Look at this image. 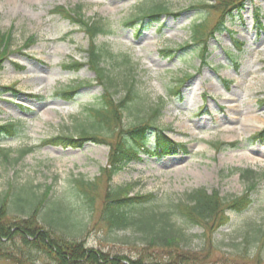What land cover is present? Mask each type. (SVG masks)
Segmentation results:
<instances>
[{
  "label": "rangeland",
  "instance_id": "374dc122",
  "mask_svg": "<svg viewBox=\"0 0 264 264\" xmlns=\"http://www.w3.org/2000/svg\"><path fill=\"white\" fill-rule=\"evenodd\" d=\"M206 1L0 0V31L12 32L15 50L0 70V125L9 119L24 120L15 132L0 126V148L7 150L0 152V197L11 184L14 200L20 192L42 195L52 185L45 210L63 199L67 204L61 205L75 215L74 224L62 227L60 223V228L52 229L41 218V226L55 236L72 233L88 247L110 254L131 259L143 255L146 262L168 261L181 254L195 264H264V154L260 152L264 141L253 138L264 125L251 131L252 118L245 122L243 117L258 113L264 121V0H240L243 7L228 18L227 30L215 33L222 11L196 7L213 4ZM160 3L169 12L139 27L136 18L141 10ZM59 7L80 11L85 19L103 20L112 28L95 40L113 55L102 63L113 79L110 87L89 65L79 71L66 68L71 59L88 60L89 37L84 28L57 11ZM199 23L203 40L195 39ZM33 36L34 44L20 50ZM132 81L137 97L122 114L124 125L143 122L168 129L170 137L185 143L188 151L163 158L142 155L116 174L112 184L128 186L131 195L154 193L155 204L137 209L156 211L157 221L151 222L156 232L166 224V217L171 219L168 228H182L187 239L182 248L150 245L146 227L109 229L102 218L108 177L101 175L108 164L109 144L83 140V147L74 148L48 142L59 135L76 137L83 128L95 132L93 109L100 106L107 86L117 102ZM11 86H16V92ZM71 87L78 90L72 100L56 94ZM37 94L44 99L36 98ZM231 103L239 108H231ZM155 108L161 112L150 121ZM27 148L33 151L22 156ZM235 169L259 175L247 210H228L229 223L213 232L181 220L174 205L197 189L218 190L226 199L243 195L249 183ZM77 178L95 185L84 189L75 182ZM10 206L12 221L27 217L13 202ZM4 251L24 264H55L20 237L6 244ZM0 264L15 263L3 257Z\"/></svg>",
  "mask_w": 264,
  "mask_h": 264
},
{
  "label": "trees",
  "instance_id": "16d2710c",
  "mask_svg": "<svg viewBox=\"0 0 264 264\" xmlns=\"http://www.w3.org/2000/svg\"><path fill=\"white\" fill-rule=\"evenodd\" d=\"M210 1L213 4H198L196 7L201 10L218 7L222 11L221 19L218 21L215 31H213L214 33L226 29L227 20L229 17H233L234 10L243 7V3L240 0ZM58 9L57 11L64 13V15L66 14L65 16L72 22H76L84 28L90 40L89 49L86 51L87 62L81 63L73 60L67 66V69L79 70L83 65L88 64L96 71L97 77L102 80V83L110 87L113 79L108 74L106 67L102 66V63L105 57L113 55L109 49L98 46L95 40L99 35L110 34L111 29H107L109 26L105 25L103 20L93 21L85 19L80 11L64 7H59ZM141 11L140 16L142 20H145L147 18L157 19L163 13L169 12V9L165 4L160 3L146 9L143 8ZM201 24L199 23L195 27L196 40H203L202 35L199 34V28L202 27ZM34 42L35 37L33 36L26 41L24 47L26 48ZM13 52L12 32L4 33L0 31V70L3 69L4 62ZM108 86L101 99L100 106L93 109L95 121L92 127L95 132L91 133L87 128H83L76 137L59 135L48 140V142L74 148L83 147V140H93L98 144H109L108 165L101 169V175L108 177L102 218L107 222L109 229L124 230L131 226L146 227L150 231V236L148 237L150 245L154 247L182 248L181 244L183 243L184 245V241H187L186 234L182 228H175L174 225H171L173 226L171 229L168 228L167 225L170 224L171 219L166 217L164 219L167 221L166 224L156 232V225L151 223L152 221H157L156 217L158 214L156 211L153 208L145 211L137 209L140 208V205L155 204L157 196L154 193L131 195L128 186H114L112 179L131 162L140 160L143 154L164 157L179 151L187 152V147L184 143L174 141L169 136L168 130L162 127L156 126L153 128L151 124L143 122L126 127L123 121L124 115L122 114L131 109L130 103L137 97L134 81L127 85L125 96L117 102L114 100V93L110 91ZM10 89L14 90L13 87ZM68 90L63 91V94L66 95L67 100H71L78 93V90L75 88ZM160 112V108H155L149 120L152 121L153 116H157ZM102 131H105L104 134ZM95 134L97 136L93 137ZM102 135L106 138L100 139L99 137ZM151 135H153L152 140L150 139ZM254 138L263 140L264 133H259ZM151 141L154 144L152 148L150 147ZM6 151V149L0 148V152L5 153ZM31 152L32 148H27L22 150L21 153L22 156H25ZM233 172H239L241 178L249 183L247 191L243 195L226 199L218 190L209 192L204 188L197 189L190 193L185 201H179L174 205L175 211L181 220L189 225H201L205 227L206 231L213 232L229 223L228 210L233 212L247 210L253 202L252 191L257 186L259 175L254 170L235 169ZM75 182L84 189L95 185L85 179L77 178ZM51 192L52 185L48 186L42 195L32 191H27L25 194L20 192L18 195L16 194V199L14 200L12 198L14 196V186L11 184L7 191L2 194L0 197V258L6 257L15 264H24L23 260L17 255L4 251L6 244L20 237L24 244L47 254L55 264H195L187 255L181 254L172 255L168 261L146 262L143 255H140L137 259H131L125 254H110L103 250L88 247L84 241L75 239L76 237L71 232H65L66 234L71 233V235L67 234L69 237L55 236L53 235V230L45 229L41 226V218H46L47 224L52 229H58L60 228V223L62 227H69V224L73 225L75 215L72 214L69 207L61 205L62 202L67 204L63 199L57 200L55 207L53 205L51 209L45 210L46 208L44 207L50 199ZM90 201L93 206L94 199L91 198ZM12 202L16 209L26 214V218L15 221L10 219L9 214L12 211L10 203Z\"/></svg>",
  "mask_w": 264,
  "mask_h": 264
},
{
  "label": "bare ground",
  "instance_id": "6f19581e",
  "mask_svg": "<svg viewBox=\"0 0 264 264\" xmlns=\"http://www.w3.org/2000/svg\"><path fill=\"white\" fill-rule=\"evenodd\" d=\"M234 102V101H233ZM239 106V104H235V103H231V105H230V107L231 108H235V107H237V108H239L238 107ZM257 114L258 113H254V114H252V113H250L249 115H244L243 117L244 118H247V119H245V122H247L248 120H250L251 118V126H250V130L251 131H253V130H257V129H259V128H261L263 125H264V121H262V120H260V119H258L257 117ZM262 154H264V152L263 151H260Z\"/></svg>",
  "mask_w": 264,
  "mask_h": 264
}]
</instances>
